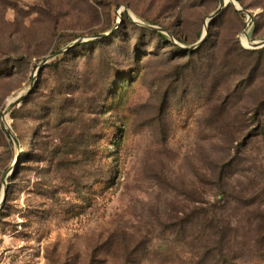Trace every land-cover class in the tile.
I'll return each mask as SVG.
<instances>
[{"label":"rangeland","instance_id":"obj_1","mask_svg":"<svg viewBox=\"0 0 264 264\" xmlns=\"http://www.w3.org/2000/svg\"><path fill=\"white\" fill-rule=\"evenodd\" d=\"M235 2L190 51L220 0H0V264H264V0Z\"/></svg>","mask_w":264,"mask_h":264},{"label":"water","instance_id":"obj_2","mask_svg":"<svg viewBox=\"0 0 264 264\" xmlns=\"http://www.w3.org/2000/svg\"><path fill=\"white\" fill-rule=\"evenodd\" d=\"M229 4H233L234 6H236V8L239 10V11H243L234 1L233 2H231V3H229ZM228 3H226L225 2V0H220V6H219V8H218V10L214 13V14H212L210 17H209V21H208V23L206 24V26H205V32H204V35H203V37L201 38V40H200V42L198 43V44H196V45H194V46H192V47H190V48H188L187 50H190V51H195V50H197V49H199L201 46H203L205 43H206V41H207V36H208V29H209V26H210V24H211V22L213 21V20H215L226 8H227V6L229 5ZM244 12V11H243ZM247 13V12H246ZM247 14H249V13H247ZM132 20H133V22L134 23H136V24H139V25H141V26H144V27H146V28H149V29H151V30H155V31H159V32H162V33H167V34H169L165 29H161V28H156V27H152V26H148V25H146V24H144V23H142V22H140L139 20H135V18L134 17H130ZM251 22V21H250ZM247 27H249V23L247 24ZM243 35L244 36H246L247 37V39L250 41V43L251 44H253V45H251L250 47L251 48H254V49H261V48H264V41H261V42H252L250 39H249V33H248V31H247V28L244 30V32H243ZM102 37H104L103 35H99V36H96V37H94V38H96V39H98V38H102ZM186 49V48H185ZM63 53V51H59V52H57V53H55L54 55H52V56H50L46 61H44L42 64H41V68H43L46 64H47V62L48 61H50V60H53V59H55L56 57H58L59 55H61ZM31 92H32V89H30L27 93H23V94H20V95H18L17 97H15L13 100H12V102L9 104V107H8V109L6 110V114L10 111V109H12L14 106H17V105H19L29 94H31ZM6 126H7V123H6ZM8 127V126H7ZM5 201H6V192H5V194H4V196H3V199L1 200V202H0V211L2 210V207H3V205H4V203H5Z\"/></svg>","mask_w":264,"mask_h":264},{"label":"trees","instance_id":"obj_3","mask_svg":"<svg viewBox=\"0 0 264 264\" xmlns=\"http://www.w3.org/2000/svg\"><path fill=\"white\" fill-rule=\"evenodd\" d=\"M124 18H125V20L126 21H128V22H130V20H129V18L127 17V15L126 14H124ZM160 37H163V38H166L162 33H157ZM216 220V219H215ZM261 226H263V228H264V222L263 223H261ZM220 257H221V259H219L217 262H218V264H221V263H223V261H224V258H223V256L222 255H220Z\"/></svg>","mask_w":264,"mask_h":264},{"label":"bare ground","instance_id":"obj_4","mask_svg":"<svg viewBox=\"0 0 264 264\" xmlns=\"http://www.w3.org/2000/svg\"><path fill=\"white\" fill-rule=\"evenodd\" d=\"M233 1L235 2V0H225V2L228 3V4L231 3V2H233ZM235 3H236V2H235ZM134 18H135V17H134ZM249 44H250V45H253V44H251L250 42H249ZM10 102H12V100H11Z\"/></svg>","mask_w":264,"mask_h":264}]
</instances>
